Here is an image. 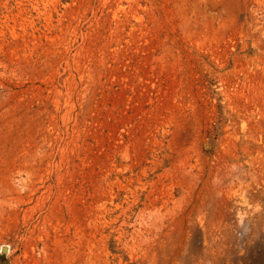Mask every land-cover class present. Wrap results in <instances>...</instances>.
<instances>
[{"label": "rangeland", "instance_id": "374dc122", "mask_svg": "<svg viewBox=\"0 0 264 264\" xmlns=\"http://www.w3.org/2000/svg\"><path fill=\"white\" fill-rule=\"evenodd\" d=\"M237 149L249 213L264 0H0V264H168V170ZM244 239L225 264H264Z\"/></svg>", "mask_w": 264, "mask_h": 264}, {"label": "bare ground", "instance_id": "6f19581e", "mask_svg": "<svg viewBox=\"0 0 264 264\" xmlns=\"http://www.w3.org/2000/svg\"><path fill=\"white\" fill-rule=\"evenodd\" d=\"M236 153L231 154V159L226 155L218 160L208 157L209 169L199 160L182 166L184 175L196 181L191 190L176 185L174 174L168 170V264H225L229 240H245L250 234L264 240V208L256 205L251 212L243 213L235 202L236 188L241 189L239 195L244 198L255 199L249 187L235 184L245 173L253 175L242 163L238 149ZM234 210L239 214L237 226L231 222ZM236 230L241 234L237 235Z\"/></svg>", "mask_w": 264, "mask_h": 264}, {"label": "water", "instance_id": "95a60500", "mask_svg": "<svg viewBox=\"0 0 264 264\" xmlns=\"http://www.w3.org/2000/svg\"><path fill=\"white\" fill-rule=\"evenodd\" d=\"M4 252H5V249H4Z\"/></svg>", "mask_w": 264, "mask_h": 264}]
</instances>
